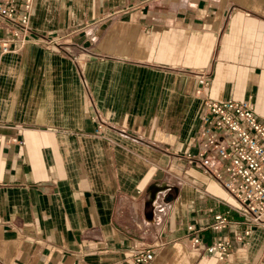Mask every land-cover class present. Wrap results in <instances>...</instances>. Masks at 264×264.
I'll return each instance as SVG.
<instances>
[{"label":"crops","instance_id":"obj_1","mask_svg":"<svg viewBox=\"0 0 264 264\" xmlns=\"http://www.w3.org/2000/svg\"><path fill=\"white\" fill-rule=\"evenodd\" d=\"M30 11L25 42L0 51V264H132L148 250L147 264H264V228L241 245L233 198L187 158L203 98L247 100L264 120V0ZM219 237L232 247L220 260L204 251Z\"/></svg>","mask_w":264,"mask_h":264},{"label":"built area","instance_id":"obj_2","mask_svg":"<svg viewBox=\"0 0 264 264\" xmlns=\"http://www.w3.org/2000/svg\"><path fill=\"white\" fill-rule=\"evenodd\" d=\"M31 5L32 0H0V27L5 30V35L0 37L1 52L8 51L15 38L18 46L25 42ZM196 77L199 93L207 84V76L199 73ZM201 105L198 151L187 154V158L218 181L233 198L234 205L227 206L225 213L234 211L240 218L242 229L235 239L244 245L252 228H264V120L256 117L252 103L247 100L203 98ZM91 119L95 131H99L104 124L101 118L94 114ZM225 213H212L213 230L229 223ZM185 229L190 234V246L194 248L200 241L197 230L191 224ZM231 250L230 240L221 237L204 246V251L216 254L218 260L227 258ZM151 258L150 250L140 252L134 255L132 264H147Z\"/></svg>","mask_w":264,"mask_h":264}]
</instances>
